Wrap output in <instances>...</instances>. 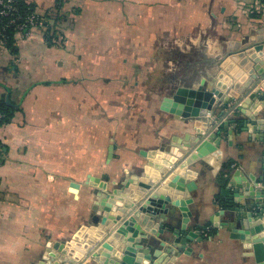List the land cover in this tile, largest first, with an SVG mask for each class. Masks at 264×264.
Masks as SVG:
<instances>
[{
    "label": "crops",
    "instance_id": "1",
    "mask_svg": "<svg viewBox=\"0 0 264 264\" xmlns=\"http://www.w3.org/2000/svg\"><path fill=\"white\" fill-rule=\"evenodd\" d=\"M23 1L44 25L15 41L16 54L0 48V101L10 112L0 124V264H38L47 243L71 238L88 217V176L115 187L125 170L145 165L142 152L193 136L196 121L159 108L163 94L197 84L218 58L264 40V0ZM218 148V157L190 167L189 216L166 209L163 225L188 223L201 237L168 264H264L237 234L209 225L226 176L260 173L264 137L237 125ZM214 219L229 223L225 214ZM79 264L96 263L88 256Z\"/></svg>",
    "mask_w": 264,
    "mask_h": 264
},
{
    "label": "water",
    "instance_id": "2",
    "mask_svg": "<svg viewBox=\"0 0 264 264\" xmlns=\"http://www.w3.org/2000/svg\"><path fill=\"white\" fill-rule=\"evenodd\" d=\"M6 101L9 103L8 97ZM159 108L176 120L196 121L194 135L185 134L184 142L172 138L157 154L142 152L147 158L145 165L136 173L125 170L127 177L115 187L107 180L88 176L84 185L92 188V196L84 225L69 239L47 243L38 264H79L88 256L96 264H168L178 253H188L189 242L201 240L199 231L190 229L188 223L178 228L163 225L166 209L171 206L185 215L189 193L195 186L190 167L204 157H218L222 135L229 139L238 125L240 131L258 133L263 140L264 40L218 58L206 78L193 86H178L163 98ZM201 122L204 128H199ZM114 149V145L109 147V158ZM171 156V164L158 163ZM225 181L214 218L225 214L229 223L220 224L211 218L209 225L237 234L261 262L264 164L259 174H244L236 168ZM70 187L77 190L80 184L71 182ZM165 233L170 236L163 238Z\"/></svg>",
    "mask_w": 264,
    "mask_h": 264
},
{
    "label": "built area",
    "instance_id": "3",
    "mask_svg": "<svg viewBox=\"0 0 264 264\" xmlns=\"http://www.w3.org/2000/svg\"><path fill=\"white\" fill-rule=\"evenodd\" d=\"M43 16L35 11L23 13L17 0H0V48H6L10 40L24 41L31 32L43 27ZM6 114L0 110V124Z\"/></svg>",
    "mask_w": 264,
    "mask_h": 264
},
{
    "label": "trees",
    "instance_id": "4",
    "mask_svg": "<svg viewBox=\"0 0 264 264\" xmlns=\"http://www.w3.org/2000/svg\"><path fill=\"white\" fill-rule=\"evenodd\" d=\"M17 5H18L20 11L23 12V13H28V12H31L33 10L32 6L30 4H28V3H25L23 0H17ZM49 28L47 26L45 28V31H47V33H48ZM53 37H54L53 35L49 36L47 34V36H46V38L48 39L47 41H50L51 39H53ZM6 48L10 49L14 54L17 53V50H16L17 47L15 45V41L14 40H10L8 42ZM0 110L3 111L6 114V118L4 120V121H6L10 117V112H9L8 108L6 107V105L2 101H0ZM229 167H230V164H226L225 165L226 169H229Z\"/></svg>",
    "mask_w": 264,
    "mask_h": 264
},
{
    "label": "rangeland",
    "instance_id": "5",
    "mask_svg": "<svg viewBox=\"0 0 264 264\" xmlns=\"http://www.w3.org/2000/svg\"><path fill=\"white\" fill-rule=\"evenodd\" d=\"M153 84H154V82L151 81V82H150L151 88H152V85H153ZM150 95H151V98H152L154 94H149L148 96H147V94H146L147 98H149ZM169 95H170V94H168V93H166V94L164 93L162 97H163V98H164V97H168ZM158 103H159V102H158Z\"/></svg>",
    "mask_w": 264,
    "mask_h": 264
}]
</instances>
